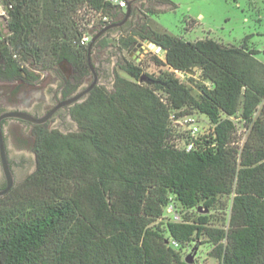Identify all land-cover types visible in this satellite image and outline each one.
<instances>
[{
	"label": "trees",
	"instance_id": "trees-1",
	"mask_svg": "<svg viewBox=\"0 0 264 264\" xmlns=\"http://www.w3.org/2000/svg\"><path fill=\"white\" fill-rule=\"evenodd\" d=\"M3 4L0 81L38 82L68 68L65 99L92 76L90 44H80L91 10L112 16L109 25L125 18L106 0ZM161 11L147 10L117 49L152 42L165 58L151 60L166 71L149 74L144 61L121 58L127 78L116 73L112 91L99 85L71 108L78 131L35 128L36 171L0 201V264H187L183 253L196 241L219 264H264V64L247 39L229 47L158 31L151 17ZM109 46L107 35L95 49ZM196 68L194 95L175 72ZM193 114L210 127L193 151L177 149L173 120ZM224 196L230 214L219 227L200 211ZM171 205L179 220L167 217Z\"/></svg>",
	"mask_w": 264,
	"mask_h": 264
},
{
	"label": "rangeland",
	"instance_id": "rangeland-1",
	"mask_svg": "<svg viewBox=\"0 0 264 264\" xmlns=\"http://www.w3.org/2000/svg\"><path fill=\"white\" fill-rule=\"evenodd\" d=\"M172 6H158L155 2H146V8H157L162 10L157 15L151 17V25L160 32L167 33L171 36L181 38L188 42H196L198 40L212 39L224 46H241L247 39L250 48L258 51L256 58L264 64V0H168ZM4 21L0 17V23ZM139 21L134 23L136 28ZM123 33L114 31L108 35L110 46L104 49H94L92 55V64L97 69L100 82L104 81L113 74L118 73L120 76L127 78L119 68V60L121 58L137 59L138 62L144 61L145 71L149 74L157 75L162 69L158 68L151 60V55L141 51L137 55V50H131L128 53H120L117 49L118 39ZM143 43V42H141ZM102 69V73L99 72ZM194 74L178 77L186 82L189 87L193 88V94L197 95V89L193 87L191 80L198 81L200 73L197 69ZM52 74V73H51ZM46 74V80L43 84L44 94L50 98V88L56 87V79L54 75ZM101 78L104 79L101 81ZM93 81V75L89 78L88 86ZM57 82V81H56ZM5 85L0 82V89ZM107 88L112 91L113 85L106 84ZM41 110H36L40 112ZM201 129L208 130L210 127L206 116L196 114ZM19 135L21 138L30 142L26 145H15L11 133H7L9 139L10 158L17 165L14 166L16 178L15 188H19L26 180L27 176L36 170V156L34 153V141L27 128L19 127ZM50 129L57 128L63 133L78 131L77 124L68 117L66 124L56 121ZM239 137L245 139L248 131L243 125H239ZM4 197H0V201ZM232 197L224 196L219 198V202L213 210H201L200 213H209L211 215L212 224L215 226L226 225L229 217L230 205ZM195 212H188L187 216L191 219L196 218ZM167 217L173 218V213H168ZM194 249V251H193ZM211 248L208 244L202 245L200 241L193 243V247L185 250L184 259L190 258V264H219V262L211 256Z\"/></svg>",
	"mask_w": 264,
	"mask_h": 264
},
{
	"label": "flooded vegetation",
	"instance_id": "flooded-vegetation-1",
	"mask_svg": "<svg viewBox=\"0 0 264 264\" xmlns=\"http://www.w3.org/2000/svg\"><path fill=\"white\" fill-rule=\"evenodd\" d=\"M146 2H155L158 6H163L161 3V0H136L133 6V13H132L131 19H129V21L124 26L120 28H116L112 30L111 32H109L108 35H110V33L114 31H120L123 34H129L130 31L134 28L133 25L135 22L139 21L137 25L141 24L144 19V15L146 14V11L151 9V8H146V4H145ZM123 20H121L120 22H122ZM135 49H136V46H135ZM99 72L102 73V69H99ZM70 74H71V71L68 68H64L62 73L53 72L51 74V75H54L53 77H55L57 81V82L55 81L57 86L55 88L54 87L50 88L51 90L50 96H49L50 98H48L46 94H44L43 84H44V81L46 80V77H43L44 75H42L41 80L38 82H29V83L4 82L5 85H3V87L0 89V116L9 111H25V112H29L33 114L36 117H42L48 114L51 110L57 107L59 103L84 91L89 86V85L85 86L84 84L78 89V91L75 94L65 99L64 92L67 86L66 79L70 76ZM71 108L60 109L54 115L52 120H50L47 124H44V125H33L29 122L12 120V119H6L2 121V130L4 134L5 149H6L7 157L9 159V163H10L14 178H15L14 166L17 165V163L11 160L10 158L9 139L7 137V133H11V135L13 136L15 145L29 144L30 142H27L25 139L20 137L18 133L20 129L19 127L27 128L28 131H26V133H29L30 137L34 141V130L36 127L43 126V127H46L50 131L58 130L57 128L50 129L49 127L56 121H59V123L66 124L68 117L72 119ZM36 110H41V111L38 113L36 112ZM64 134H69V133H64ZM36 165H37V158H36ZM34 172L29 174L27 178H29L32 174H34ZM15 186H16V178H15ZM6 187H7V179L3 171L2 160H1V149H0V191L6 189Z\"/></svg>",
	"mask_w": 264,
	"mask_h": 264
},
{
	"label": "water",
	"instance_id": "water-1",
	"mask_svg": "<svg viewBox=\"0 0 264 264\" xmlns=\"http://www.w3.org/2000/svg\"><path fill=\"white\" fill-rule=\"evenodd\" d=\"M135 2H136V0H130V1L128 0L127 9L124 11L125 18L122 22L111 24V25L107 26L105 29H103L102 31L97 33L92 38L91 43H90L89 48H88V59H89V67H90L91 73L93 75V81L84 91H82V92L76 94L75 96L59 103L57 107H55L48 114H46L42 117H36L33 114H31L29 112H25V111H9V112H6L0 116L1 160H2L3 171H4L6 179H7V187H6V189L0 191V197H4V196L8 195L13 190V188L15 186V178H14V175H13L10 163H9V159L7 157L6 149H5L4 134H3V130H2V121L6 120V119H12V120L29 122L33 125H44V124H47L50 120H52L54 115L60 109L71 108V107L75 106L76 104H80V103L84 102L87 99V97L89 96V94L94 90V88L101 85L97 69L93 66L92 60H91L95 46L97 45L98 41L101 40L102 38L106 37L109 34V32H111L112 30H114L116 28H120V27L124 26L129 21V19H131L133 6H134ZM134 46L135 45H133L131 47V49H133ZM145 46L151 50H154L158 47L156 44H154L152 42H148V41L143 42V43L140 42L136 46V49H134V50L138 51L137 55L141 54V51L144 50ZM185 262L187 264H190L191 263L190 258L189 257L186 258Z\"/></svg>",
	"mask_w": 264,
	"mask_h": 264
},
{
	"label": "built area",
	"instance_id": "built-area-1",
	"mask_svg": "<svg viewBox=\"0 0 264 264\" xmlns=\"http://www.w3.org/2000/svg\"><path fill=\"white\" fill-rule=\"evenodd\" d=\"M111 6L120 9L121 11H125L128 6V0H106ZM0 17L4 19L7 18V13L3 4V0H0ZM91 18L92 20L87 25V31L82 36L80 40V44L82 46H88L91 43L93 36L99 32L101 29H105L110 23L113 22V17L109 15H103L99 11L91 10ZM146 53L154 55L161 60L165 58V52L161 47H157L154 50L146 47ZM180 76H184L180 72H175ZM173 124L175 129L177 130V134L174 140L177 149L185 150L187 152H191L195 149V143L200 136H202L207 130L201 129L199 126V122L197 120V115H187L180 119L173 120ZM167 213H173L174 218L179 220L180 217L174 213V207L171 205L167 208ZM172 246L177 248L178 243L172 241Z\"/></svg>",
	"mask_w": 264,
	"mask_h": 264
},
{
	"label": "crops",
	"instance_id": "crops-1",
	"mask_svg": "<svg viewBox=\"0 0 264 264\" xmlns=\"http://www.w3.org/2000/svg\"><path fill=\"white\" fill-rule=\"evenodd\" d=\"M144 53H146V48H144V50H142ZM115 75H116V73L115 74H113L111 77H108L107 79H102L101 78V81L102 80H104V81H102L101 82V85H103V86H107L106 84H114V81H115Z\"/></svg>",
	"mask_w": 264,
	"mask_h": 264
}]
</instances>
